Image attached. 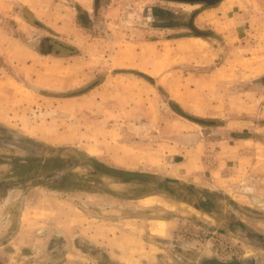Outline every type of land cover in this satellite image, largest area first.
I'll use <instances>...</instances> for the list:
<instances>
[{
	"label": "crops",
	"instance_id": "obj_1",
	"mask_svg": "<svg viewBox=\"0 0 264 264\" xmlns=\"http://www.w3.org/2000/svg\"><path fill=\"white\" fill-rule=\"evenodd\" d=\"M45 1L49 0L20 2L31 18L37 21V26L52 32L54 30L58 33V39H67L74 48L90 53V58L81 65L83 68L75 63L76 60L67 65L60 61L63 65L54 68L53 72L68 76L71 69L77 66L85 74L87 69L105 70L103 79L89 91V94H102L100 100L106 101L100 103L99 109L96 106L91 108L92 113L105 117L99 128L105 137L100 140L101 143H93L85 138L81 141L83 148L107 164H127L137 169L122 168L156 174L158 177L152 182L164 181L170 186L175 182L184 184L187 188L181 190L182 197L176 198L182 204L194 206L197 213L194 215L196 217L190 219L175 215V211L166 203H148L154 196L171 193L170 187L169 190L162 188L163 192L154 187V190L137 195L125 193L120 187L98 192L92 189L58 190L44 185L25 189L3 188L0 191V212L3 216L2 220L0 218V264H157L159 261L167 264V258L161 252L174 243L191 250L192 264H264L262 253L247 254L239 259L236 255L219 257L215 238H203L205 232H217L214 214L219 209L221 194L232 198L233 205L241 202L237 196H242V204L248 209L245 213L249 217V231L263 232L264 213L257 214L258 210L264 211V150L256 144L260 142L236 136L232 140L211 141L210 131L206 127L216 130L226 128L222 129L225 132H235L238 127H233L235 124L227 121L204 125L187 116L173 115L169 108L163 112L160 104L156 103V99L160 98L157 90L163 89L169 99L178 102L188 112L198 116H214L211 114L213 111L206 107L219 106L214 105V101L226 97L221 92V86L230 78L222 73L226 65L213 64L220 54V49L214 46L217 36L177 35L137 41L132 38L127 41L130 47H121L117 42L118 48L114 49L109 60L95 61L91 59L97 50L93 47L94 41L90 46L85 43L80 45L75 35L78 28L75 21L78 17L84 18L82 27L85 29L97 27L108 30L105 12L108 16L112 12L111 0H68L62 2L65 6L54 0L56 4L51 8H44L42 2ZM223 1L215 6H220ZM12 18L17 24L32 27L21 15ZM20 28L23 27L20 25ZM136 30L139 34L138 26ZM14 32L9 31L8 36H13ZM253 55L251 57H256L258 61L252 67L263 68L264 53L259 57ZM67 58L63 56L59 60ZM191 64L199 66L198 70L201 71L193 74ZM181 68L187 69L182 73ZM4 78L0 80L1 84L12 82V79L4 81ZM111 84H115L112 90L109 88ZM104 88L108 90L102 92ZM17 90L13 105H0V110H4L0 111V122L4 124L11 125L14 119L22 115L20 110L25 100L23 102L22 95L19 96L21 91ZM112 100L119 102L115 108L109 107L108 101ZM131 102L137 105L132 106ZM146 132H153L151 135L155 137L163 134L164 139L154 143L163 144L165 155L156 157L150 153L145 159L125 158V153L131 150L134 154V148L139 147L137 138L128 137L132 133ZM108 133H118L123 140L113 141L108 138ZM210 143H215V146ZM217 143L244 146L240 147L239 155L233 156V167H227L228 162L220 160ZM250 143H254V147H250ZM111 151H116L115 155L104 156ZM177 152L181 155H174ZM223 167L227 170H222ZM256 175H260V178L257 179ZM104 178L116 185L139 183H134L137 179L119 181L109 175H104ZM15 201L20 204V209L12 217L11 206L15 205ZM154 206L163 213L152 212ZM186 228L189 230L185 231ZM227 236L228 240H235L232 235Z\"/></svg>",
	"mask_w": 264,
	"mask_h": 264
},
{
	"label": "rangeland",
	"instance_id": "obj_2",
	"mask_svg": "<svg viewBox=\"0 0 264 264\" xmlns=\"http://www.w3.org/2000/svg\"><path fill=\"white\" fill-rule=\"evenodd\" d=\"M9 1L0 0V80L5 77L4 81L12 79V82L4 84L0 82V105L6 103L13 105L12 103L16 102L14 97L18 93L17 89L21 91L19 96L22 95L25 103L20 110L22 115L14 119L11 125L0 122V191L3 188L14 187L15 185L13 186L12 183H21L24 189L31 187L28 185L31 182L27 180L42 173L49 174L46 177L47 182L49 185L53 184L56 176L52 174L61 172L68 159H81L85 153H88L81 144L83 139L87 138L93 143H101L100 140L105 137V133L99 129L103 125L100 122L105 117L99 116V113H92L91 108L96 106V109H99L100 103H106V101L100 100L102 94H89V91L103 79L105 70L92 68L91 71L87 69V74H85L86 72H81L77 66V68L71 69L68 76H61L53 72L63 65L60 61H64L67 65L68 62L76 60V64L83 65V62L90 58L89 51L74 48L73 44L67 42V39H58V33L54 30L52 32V30L37 26V21L31 18V15L25 10V6L21 4L22 0H12L8 4ZM59 1L60 5H64L62 2L68 0H57V2ZM103 1L105 2V0ZM111 3L112 12L110 15L108 16L105 12L108 30L97 27L88 30L82 27L84 18L79 19L78 17L75 21L78 25L75 35L80 40V45L85 43L86 46H90V43L94 41L93 47L98 50L94 51L91 59L102 62L109 60L114 49L118 48L117 42L121 47H130L127 41L132 38L137 41L144 38H168L177 35L198 36L189 25L193 20L196 28L209 33L206 38L211 35L217 36L214 46L220 49V54L213 64L226 65L222 73L230 78L226 84L221 86V92H224L226 97L214 101V105L219 104L217 108L210 107V105L206 107L213 111L211 114L214 116L209 117L188 112L178 102L169 99L163 89L157 90L160 97L156 99L157 105L160 104L159 107L163 112L165 109H171L173 115L178 114L184 117L190 115L195 119H202L214 124L231 122L235 124V126L232 124L233 127H238L237 131L225 132L222 129L226 128L221 127L216 130V128L206 127L205 129L210 131L208 133L210 140H232L235 136L245 135L243 138L260 142L256 144L264 150V66L263 68L252 67L258 59L251 57L252 54L259 57V54L264 53V0H224L220 6L209 5L205 2L177 0H111ZM42 4L44 8H51L56 2L49 0ZM152 13L157 17H153ZM19 15L32 27L17 24L12 16ZM20 25L23 28H20ZM137 26L140 28L139 34L136 32ZM65 28H67V24ZM12 30L15 32L13 36L9 37L8 32ZM45 35L47 36L45 37ZM121 42L126 44L122 45ZM18 44L20 45L18 46ZM7 50L9 51L7 52ZM19 54L23 56L17 57ZM43 55L47 56L41 58ZM176 55L178 56V54ZM63 56H67V60H59V57ZM190 66L193 67V74L201 71L195 64ZM81 67L83 68V66ZM185 69L187 68H181L182 73ZM114 85L111 84L109 88L112 90ZM116 86L119 87V84ZM107 90L104 88L102 92ZM97 95L99 96L95 98ZM116 103L119 102L117 100L108 101L110 108H115ZM131 104L132 106L137 105L136 102H131ZM175 104L180 107L182 113L175 108ZM151 133L153 132L132 133L133 135L128 139L137 138L139 147L134 148V154L131 150L125 153V158L129 160L132 157L145 159L150 153H154L156 157L165 155L166 149L163 148V144L154 143L163 140V134L155 137ZM107 135L113 141L123 140V136L118 133H108ZM210 145L215 146V143H210ZM236 145L238 144L217 143V150L221 153L219 158L228 162L227 167L228 165L230 168L234 166L233 156L239 155L240 147H244ZM248 145L254 147L255 144ZM231 147L233 148L231 149ZM245 147L250 148L246 145ZM111 149L114 150V148ZM115 152L105 153L104 156L115 155ZM183 153L185 152L183 151ZM174 155L181 154L177 152ZM108 165L117 168L137 169L126 166L127 164L112 163ZM225 169V167L222 168L226 171L227 169ZM74 170L85 174L84 178L88 183L86 190L92 189L93 192L108 190L110 187H120L125 193L137 195L154 190V187H157L160 192H163L162 188L169 189L170 187L178 193L187 188L180 182L170 186L164 181L163 183L152 182L139 179L140 177L135 178L137 181L134 183L139 182L137 184L116 185L111 184L110 179L104 178L103 180V176L92 174L93 170L87 166H77ZM260 175H256V178L259 179ZM72 184L81 185L77 179L75 182L72 181ZM16 188L19 187L16 186ZM165 195L154 196L148 203L154 205H158L159 202L166 203L167 207H172L175 215L190 219L196 217L194 215L197 212L194 206L182 204L172 192L165 193ZM231 199L221 194L219 209L214 214V221L218 227L217 232L221 236L223 235V244L228 243L227 234H229L235 239L234 242L231 240L229 242L235 245V249L239 252L236 254L237 259L244 258V255L247 254L251 256L262 253L264 256V234H262L264 230L262 233L250 232L248 229L249 217L245 213V210L248 209L243 206L245 204H242L244 198L238 195L237 199L241 202H235L237 205H233L234 200ZM19 205L15 201V205L11 206L12 217L18 214ZM151 211L163 213L158 212L159 208L155 206ZM263 213L264 211L261 210L257 212V214ZM165 214L167 215V212ZM2 217L0 212L1 220ZM186 230L189 229L186 228ZM185 247L187 246L185 245ZM190 247L193 248V246ZM190 251L174 243L166 247V250L161 254H165L167 264H192L193 253ZM101 256L103 257V255ZM219 257H223V255ZM260 263L262 262L258 264ZM157 264L165 263L159 261Z\"/></svg>",
	"mask_w": 264,
	"mask_h": 264
},
{
	"label": "trees",
	"instance_id": "obj_3",
	"mask_svg": "<svg viewBox=\"0 0 264 264\" xmlns=\"http://www.w3.org/2000/svg\"><path fill=\"white\" fill-rule=\"evenodd\" d=\"M175 108L182 113L180 107L175 104ZM184 115H186L184 113ZM187 117H189L190 119L196 120L199 123H202L204 125H214V123L212 122H207L204 121L202 119H195L194 117H190V115H187ZM240 136V135H238ZM240 137H245V135H241ZM247 137V136H246ZM20 146L24 147V145ZM26 148V146H25ZM74 158L68 159L66 161V165L63 167L64 169L61 172H55L54 174H52L53 176H56V178L54 179V183L50 184L47 182V176L49 174H45L42 173L41 175L38 176H33L31 177V179L27 180L28 182L30 181L31 183L28 184L29 186H35V185H44V186H48L50 188H54V189H58V190H73V189H86L87 188V181L84 178V173H80L74 170L75 167L77 166H87L89 168H91L92 174H96L98 176H104V175H109L113 178H115L116 180H123V181H128V180H133L137 177H140L139 179H144V180H155L157 179V175L156 174H152L149 172H136V171H132V170H127V169H122V168H117V167H113L110 166L106 163H104L103 161L99 160L97 157L95 156H91L88 153H85L84 156L81 157V159H77L75 160ZM79 180L81 185H75L72 184V181H76ZM163 182V181H162ZM27 183V182H26ZM177 183V182H175ZM173 183V184H175ZM12 185L14 187H19V188H23L22 184L20 183H12ZM25 187V186H24ZM169 190V189H168ZM170 191L172 193H174L176 196L182 197L180 193H178V191H175L174 189H170ZM226 264V263H224ZM234 264V263H233ZM236 264V263H235Z\"/></svg>",
	"mask_w": 264,
	"mask_h": 264
},
{
	"label": "built area",
	"instance_id": "obj_4",
	"mask_svg": "<svg viewBox=\"0 0 264 264\" xmlns=\"http://www.w3.org/2000/svg\"><path fill=\"white\" fill-rule=\"evenodd\" d=\"M212 236L217 241L216 243H217L219 254H221L225 257H228V256L236 255L239 253L238 250L235 249V245H233L232 243L229 242L230 240H228V243L223 244V242H222V241H224L222 239L223 237L221 236V234H219L217 232H211V231L205 232L203 238H210Z\"/></svg>",
	"mask_w": 264,
	"mask_h": 264
},
{
	"label": "water",
	"instance_id": "obj_5",
	"mask_svg": "<svg viewBox=\"0 0 264 264\" xmlns=\"http://www.w3.org/2000/svg\"><path fill=\"white\" fill-rule=\"evenodd\" d=\"M177 1H187V2H205L209 5H214L216 3H218L221 0H177ZM190 27H192L195 30L196 35L198 36H206L209 33L203 30H200L198 28H196L193 24V20H191V22L189 23Z\"/></svg>",
	"mask_w": 264,
	"mask_h": 264
},
{
	"label": "flooded vegetation",
	"instance_id": "obj_6",
	"mask_svg": "<svg viewBox=\"0 0 264 264\" xmlns=\"http://www.w3.org/2000/svg\"><path fill=\"white\" fill-rule=\"evenodd\" d=\"M151 15H152L153 17H157L156 14H154V13H152ZM151 20H153V19L151 18Z\"/></svg>",
	"mask_w": 264,
	"mask_h": 264
}]
</instances>
